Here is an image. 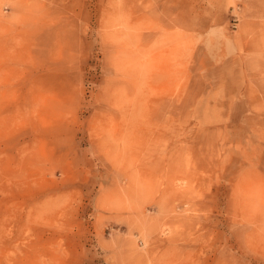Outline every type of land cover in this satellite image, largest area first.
I'll return each instance as SVG.
<instances>
[{
	"label": "rangeland",
	"instance_id": "rangeland-1",
	"mask_svg": "<svg viewBox=\"0 0 264 264\" xmlns=\"http://www.w3.org/2000/svg\"><path fill=\"white\" fill-rule=\"evenodd\" d=\"M0 264H264V0H0Z\"/></svg>",
	"mask_w": 264,
	"mask_h": 264
}]
</instances>
